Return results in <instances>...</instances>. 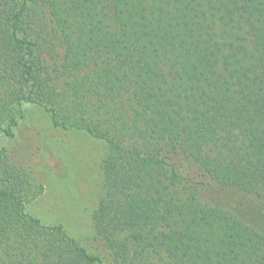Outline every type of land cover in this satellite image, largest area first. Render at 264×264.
<instances>
[{
    "label": "trees",
    "instance_id": "trees-1",
    "mask_svg": "<svg viewBox=\"0 0 264 264\" xmlns=\"http://www.w3.org/2000/svg\"><path fill=\"white\" fill-rule=\"evenodd\" d=\"M27 105L103 141L110 264H264V0H0V132ZM0 146V264H106L27 206Z\"/></svg>",
    "mask_w": 264,
    "mask_h": 264
},
{
    "label": "rangeland",
    "instance_id": "rangeland-1",
    "mask_svg": "<svg viewBox=\"0 0 264 264\" xmlns=\"http://www.w3.org/2000/svg\"><path fill=\"white\" fill-rule=\"evenodd\" d=\"M0 146L43 186L42 194L28 204V212L46 225L63 226L90 253L110 264L93 218L99 208L106 144L86 132L57 127L46 109L27 105L15 136L0 132Z\"/></svg>",
    "mask_w": 264,
    "mask_h": 264
}]
</instances>
